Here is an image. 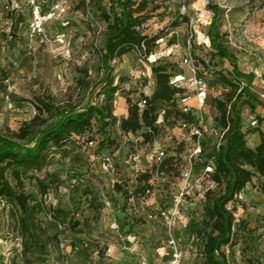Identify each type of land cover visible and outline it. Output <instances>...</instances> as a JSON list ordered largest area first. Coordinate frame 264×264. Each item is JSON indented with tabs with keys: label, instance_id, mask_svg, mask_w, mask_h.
Here are the masks:
<instances>
[{
	"label": "trees",
	"instance_id": "trees-1",
	"mask_svg": "<svg viewBox=\"0 0 264 264\" xmlns=\"http://www.w3.org/2000/svg\"><path fill=\"white\" fill-rule=\"evenodd\" d=\"M153 4V0H142L139 3L136 0H112L107 7L102 1L81 0L80 6L89 11L92 7L94 15L108 22L102 50L104 75L97 95L99 103L94 105L91 98L84 108L78 109L79 106L71 98L61 101L56 97H40L34 103L36 114L30 121L25 122L17 132L9 130L5 135L0 133V228L1 214L9 208L13 232L22 246L21 260L19 263L15 261V264H38L39 258L47 252L49 243L59 239L61 225L57 221L58 217L68 223L71 231L83 227L82 220L77 219L75 214L68 219L69 215L61 207L52 212L57 230L53 237L48 233V226L40 221L44 197L57 191L61 182L60 176L51 172L48 166L55 155L63 160L71 158V162L81 158L80 142L94 143L97 131L105 134L98 144L99 149L108 148L114 144L110 141L111 129H117L126 138L141 137L143 142L150 144V155L147 164H144L143 155L136 151L120 164L105 192L99 193L104 198L102 211L104 214L108 212L106 201H110L116 216L118 239L124 246H130L138 240L139 250H154V254L148 253V250H145L146 253L140 251L148 257L151 264L168 262L170 252L164 244L166 232L163 223L159 219L148 220L147 215L155 213L157 207H164L170 202L172 189L160 187V192L154 198H148L146 190L151 180L153 151L157 148L167 146V157L160 170L175 178L180 175V163L186 143H179L175 138L173 142L167 140L179 121L194 120L193 116L183 114L179 106V101L191 94L188 70L183 65L180 70L171 64L158 65L160 59L156 60L154 63L157 65L149 68L155 78L154 91L143 98L147 100V106L141 110L140 101L132 104L128 100V114L119 119L114 113L121 83H115L112 77L114 68L111 66L114 59L120 63L135 50L141 52L147 60L156 53L158 41L163 37L158 32L148 33L149 27H145L152 20L148 16V9ZM213 10L214 18L209 29L210 47L206 49H209L211 57L229 61L233 66L234 78L248 79L251 85L255 76L243 74L238 68L235 55L220 43L215 32L218 8L213 7ZM13 17L14 14L11 15ZM207 61L208 64L201 56L194 59L200 76L209 87L205 115L211 121L196 172H201L207 164L211 165L214 173L210 179L217 186L202 196L196 210L189 209L188 222L177 229L185 252L182 264H231L226 249L246 241L249 234L247 218L242 217L239 204L253 192L260 196V206L256 213L264 224V118L250 117L249 122L246 118L253 111L256 112V103L263 110L264 105L250 93L249 86L238 94L235 91L230 95L231 98L234 97L233 103L231 99L224 101L213 98V88L206 76L215 71L211 61ZM176 76H184L185 80L172 84ZM218 77L224 86L234 87L227 75L219 73ZM77 85L88 87L85 79H79ZM245 97L250 102L251 109L249 104L239 108L240 101ZM252 118L258 121L255 128L250 126ZM249 130H256L255 133L259 135L258 144L252 148L246 141ZM137 162L141 167L139 173L134 170ZM72 178L69 187L72 198L84 189V194L90 198L89 206L92 207L97 200V194L89 191L93 189L92 183L83 185L85 176L81 174L76 173ZM27 182L34 184V191L27 190ZM239 193L244 195L241 202L236 200ZM130 197L135 200L132 213L128 212L127 207ZM145 230L152 236L142 234ZM258 232L264 239V229ZM110 264L115 263L111 261Z\"/></svg>",
	"mask_w": 264,
	"mask_h": 264
},
{
	"label": "rangeland",
	"instance_id": "rangeland-1",
	"mask_svg": "<svg viewBox=\"0 0 264 264\" xmlns=\"http://www.w3.org/2000/svg\"><path fill=\"white\" fill-rule=\"evenodd\" d=\"M80 1L0 0L1 134L5 135L9 130L17 132L25 122L30 121L36 114L34 103L40 97H56L61 101L71 98L79 106L78 109L84 108L91 98L94 105L99 103L97 95L104 75L102 50L108 22L94 15L92 7L89 11L80 6ZM95 1H102L109 7L112 0ZM136 1L139 3L142 0ZM153 1L148 16L154 23L149 26L148 33L158 32L163 37L158 41L154 54L160 59L158 65L171 64L180 70L183 59L189 54L187 47L190 42L192 58L198 59L201 53H205L213 65L215 72L206 76L213 88V98L224 101L231 99L233 103L234 97L230 95L235 91L238 94L249 86L250 93L264 105V0ZM213 7L218 8L215 32L220 43L235 55L243 74L255 76L251 85L248 79L234 78L233 66L229 61L211 57L209 49H206L210 46ZM37 8L46 17L54 14L52 18L45 19L41 32L33 30L36 29L34 12ZM154 62L135 50L114 67L112 77L116 84L121 83V91L115 101L114 114L117 118L127 116L128 100L137 104L145 97V88L154 85L155 78L149 72V68L156 64ZM219 73L227 75L234 87L224 86ZM79 79H85L88 87H79ZM195 101L193 97L190 105H195ZM239 104V108L248 104L251 107L246 97ZM256 106L258 112L253 111L251 116H247L248 122L250 117L264 118V110L257 103ZM255 131L249 130L246 134L247 144L251 148L259 141ZM109 133L110 141L114 144L104 150L99 149L98 144L105 134L97 131L94 143L80 142L81 158L72 162L71 158L63 160L59 155L52 158L48 168L60 176L61 182L57 191L44 197L40 221L48 226V233L53 237L57 230L52 212L61 207L69 215L68 219L75 214L84 225L79 230L71 231L68 223L58 217L61 225L59 239L49 243L47 252L39 258L38 264H110L111 261L128 263L131 260L130 254L123 250V242L118 239L115 213H103L104 198L99 193L105 192L116 169L132 153L137 151L143 155V163L147 164L150 144L138 136L123 137L117 129H111ZM75 151L78 152L77 147ZM108 159L113 165L112 171L108 167ZM76 173L85 176L83 185H93L89 191L97 194V200L92 207L89 206V196L84 194L86 190L81 189L74 198L71 196L69 187ZM27 190L34 191V184L27 182ZM259 206L260 196L254 192L239 204L242 217L247 218L249 234L246 241L226 249L231 264H264V239L258 232L264 229V224L256 213ZM143 233L147 237L152 236L148 230ZM21 249L20 239L13 232L9 208H6L1 214L0 264L19 263ZM149 250L148 253H155Z\"/></svg>",
	"mask_w": 264,
	"mask_h": 264
},
{
	"label": "built area",
	"instance_id": "built-area-1",
	"mask_svg": "<svg viewBox=\"0 0 264 264\" xmlns=\"http://www.w3.org/2000/svg\"><path fill=\"white\" fill-rule=\"evenodd\" d=\"M53 15L54 14H50L46 17L43 15L42 11L37 8L34 12L36 29L34 28L33 30L35 32H41L45 19L47 20L49 17L52 18ZM152 23L154 22L150 21L147 25H145V27H149ZM142 47L144 48V46ZM187 48L189 50V54H187L183 59L182 65L188 70V77L191 83V94L183 97L179 101V106L183 114L193 116L194 120L192 122L187 119L179 121L178 125L174 128L167 140L168 142H173V139L175 138L179 143H186V150L180 163V175L175 178L169 173L160 170V167L167 157V146L157 148L153 151L152 163L150 166L151 180L149 187L146 190V196L148 198H154L157 193L160 192V187H167L170 190L172 189L170 193V202L164 207H157L155 213L147 215L148 220L159 219L163 223V227L166 232V240L164 244L166 249L170 252V258L166 264H182L185 252L182 249L177 229L181 228L184 223L188 222L189 209L196 210L202 196L206 192L214 190L217 186L210 179L211 175L214 173V169L211 165L207 164L201 172H196V165L200 161V157L203 152L205 134L208 130V125L211 123V121L207 120L205 115L206 101L210 91L207 82L200 76L199 68L190 54V49L192 48L190 42H188ZM201 57L208 64L205 53H201ZM118 63V60L114 59L111 62V66L114 68ZM184 80V76H176L172 80V84H176ZM193 97L196 98L195 105H190V101ZM146 106L147 100H141L139 103L141 110H143ZM194 110H196V113ZM250 126L253 128L257 127L258 121L252 118ZM167 131L169 130L167 129ZM107 162L110 171H112L113 165L110 163L111 161L108 159ZM134 170L137 173L141 171V167L138 162L134 166ZM236 200L240 202L243 201V193H239ZM127 207L128 212L132 213L134 211V198L130 197L128 199ZM106 209L109 213L113 212V206L110 201H106ZM139 244L140 241L137 240L130 247L127 245L123 246V250L130 254L131 260L128 263H120V261L115 264H151L148 257L141 253L138 249Z\"/></svg>",
	"mask_w": 264,
	"mask_h": 264
},
{
	"label": "crops",
	"instance_id": "crops-1",
	"mask_svg": "<svg viewBox=\"0 0 264 264\" xmlns=\"http://www.w3.org/2000/svg\"><path fill=\"white\" fill-rule=\"evenodd\" d=\"M154 88H155V83H154V85L153 86H147L145 89V92H144V94L145 95H150V94H152V92L154 91ZM256 111L258 112V109H256Z\"/></svg>",
	"mask_w": 264,
	"mask_h": 264
},
{
	"label": "bare ground",
	"instance_id": "bare-ground-1",
	"mask_svg": "<svg viewBox=\"0 0 264 264\" xmlns=\"http://www.w3.org/2000/svg\"><path fill=\"white\" fill-rule=\"evenodd\" d=\"M158 59V55H153L150 57V61L154 62Z\"/></svg>",
	"mask_w": 264,
	"mask_h": 264
}]
</instances>
